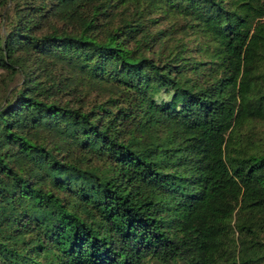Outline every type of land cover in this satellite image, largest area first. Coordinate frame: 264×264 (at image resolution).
Returning a JSON list of instances; mask_svg holds the SVG:
<instances>
[{"label": "trees", "instance_id": "16d2710c", "mask_svg": "<svg viewBox=\"0 0 264 264\" xmlns=\"http://www.w3.org/2000/svg\"><path fill=\"white\" fill-rule=\"evenodd\" d=\"M0 264H264V0H0Z\"/></svg>", "mask_w": 264, "mask_h": 264}]
</instances>
